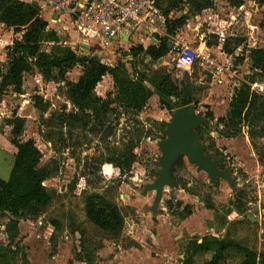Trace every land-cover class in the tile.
<instances>
[{"label":"rangeland","instance_id":"1","mask_svg":"<svg viewBox=\"0 0 264 264\" xmlns=\"http://www.w3.org/2000/svg\"><path fill=\"white\" fill-rule=\"evenodd\" d=\"M208 2L209 8L200 11L207 0H155L164 24L162 34L155 37L160 41L167 37L170 59L154 65L147 60L142 69L129 54L137 44L111 46L107 52L115 57L98 58L131 76L135 68L143 70L145 83L153 91L170 77L192 99L189 105L196 113L211 122L212 127L196 131L206 154L234 180L235 188L219 178L210 183L205 172L181 155L170 172L179 185L164 188L153 212L155 193L146 187L158 179L162 156L158 143L167 138L165 124L183 107L175 108L178 100L166 99L163 105L153 95L137 117L113 105L107 118L92 120L87 128L77 126L69 133L55 125V119L49 126L42 124L36 104H43L36 97L50 104L44 119L58 118L65 109L77 111L58 85L45 83L34 71L24 77L20 95L12 89L0 94V177L4 181L10 177L17 153L11 124L18 118L22 127L18 141H34L42 154L39 167L52 171V178L45 182L51 202L19 218L0 213V264H183L197 246L217 241L246 247L264 257V121L249 124L244 119L236 136H230L225 123L219 122L228 120L237 90L250 87L264 99V91L252 90L254 84L264 89V74L255 69L251 55L252 50L264 48V5L258 0ZM167 21L172 23L171 31ZM19 38L0 24V72L8 67L6 48ZM60 40L71 41L67 34ZM179 43L190 45L202 57L210 55L221 71L211 73L202 59L186 71L177 70L174 47ZM76 48L81 56L80 47ZM81 74L78 66L67 79L76 82ZM111 93H115L114 82L107 76L97 86L96 95L105 100ZM132 144L135 160L130 169L121 171L110 158L127 154ZM90 197L116 209L123 221L120 230L106 231L88 220ZM212 255L196 257L195 264H205ZM224 258L223 264L244 260L232 251Z\"/></svg>","mask_w":264,"mask_h":264},{"label":"trees","instance_id":"2","mask_svg":"<svg viewBox=\"0 0 264 264\" xmlns=\"http://www.w3.org/2000/svg\"><path fill=\"white\" fill-rule=\"evenodd\" d=\"M258 2L264 5V0ZM210 4L207 0V3L201 4L198 10L209 8ZM0 24L12 30L15 35H20L19 39L14 40L13 44L6 48L8 67L6 72H0V94L12 89L15 94L20 95L24 77L37 71L45 83L58 85L65 99L77 111L66 112L65 109L58 118L53 115L50 119H44L50 104L36 97V102L42 103L45 108L36 104L45 127L55 119V125L65 127L69 133H73L77 126L85 129L92 120L100 122L104 117L107 118L113 105L124 107L127 112L131 111L134 117H137L153 95H157L163 105L166 99H169V102L172 98L177 99L175 108L192 103V99L184 95L170 77H165L153 91L146 85L147 76L139 68H135L134 75L131 76L119 67L112 68L97 56L84 54L80 56L61 43L55 31L48 29V23L41 18L40 9L36 4H26L19 0H0ZM171 24L169 21L166 23L169 30ZM177 24L180 25L181 22ZM158 42V45L147 48L137 45L129 54L142 69L147 60L154 65L170 57L167 37ZM46 46H51L49 51L45 50ZM251 55L255 69L264 74V48L252 50ZM78 66L82 68L81 76L76 82L69 81L68 74ZM107 76L113 79L115 93L108 94L104 100L96 95V89ZM229 107L228 120L221 119L219 122L225 123L230 136L239 134L244 119L249 120V124L264 121V99L252 93L250 87L237 90ZM16 120L11 126L12 134L16 137L13 145L17 153L9 179L4 181L0 178V213L19 218L50 204L51 196L45 182L52 178V171L46 167H39L42 154L34 141L25 143L18 141L21 134L19 130L22 127L17 123L19 119ZM100 126H103V123ZM128 147L127 154L110 158V163L121 171L130 169L135 160L133 154L135 147L133 144ZM86 215L88 220L106 231L116 232L123 225L116 209L96 197L88 199ZM54 226L58 228L57 224ZM229 251L241 255L244 258L242 264H264V257H258L246 247L222 241L197 246L183 264H195L196 257L208 253L213 255L205 264H223L224 256Z\"/></svg>","mask_w":264,"mask_h":264},{"label":"built area","instance_id":"3","mask_svg":"<svg viewBox=\"0 0 264 264\" xmlns=\"http://www.w3.org/2000/svg\"><path fill=\"white\" fill-rule=\"evenodd\" d=\"M41 8L50 12L53 23L68 19L83 40L95 38L107 44L138 38L137 45H158L155 36L162 34L164 25L155 0H44ZM64 45L77 53L70 43ZM174 51V64L179 71L190 69L200 59L211 73L221 71L210 55L202 57L186 43L175 45ZM252 90L264 91L258 84L252 85Z\"/></svg>","mask_w":264,"mask_h":264},{"label":"water","instance_id":"4","mask_svg":"<svg viewBox=\"0 0 264 264\" xmlns=\"http://www.w3.org/2000/svg\"><path fill=\"white\" fill-rule=\"evenodd\" d=\"M171 48L168 43V49ZM87 46H85V50ZM99 56V55H98ZM166 126V139L158 143L162 156L158 159L160 170L158 179L154 184L148 185L146 190L155 193V202L152 211L155 212L162 198L164 188L177 187L178 182L174 181L170 172L174 163L181 155L185 156L189 163L198 167L200 171L208 175L210 183H215L216 179H223L235 188L234 180L224 172L219 170L218 162L212 160L210 155L206 154V147L201 144V138L196 129L201 127H212L209 120L204 119L197 114L193 105H187L178 108L172 115Z\"/></svg>","mask_w":264,"mask_h":264},{"label":"crops","instance_id":"5","mask_svg":"<svg viewBox=\"0 0 264 264\" xmlns=\"http://www.w3.org/2000/svg\"><path fill=\"white\" fill-rule=\"evenodd\" d=\"M19 1L24 2L26 4H36L39 7V9L41 8V6L44 3V0H19ZM40 14H41V18L44 19L48 23V29H52L53 31H55L60 39L62 38V36L65 37L66 34L69 36L71 41H68V42L63 41L62 42V40H61V43H63V44L64 43H70L72 48H76L77 46H79L80 49L83 50L82 54L90 55L93 53V51H96L95 55L97 57H100V58L101 57H103V58L107 57V59H109L108 54H111L112 57H115V55H114L115 53L107 52V50H109L111 46H115V47L120 46V45L129 46L132 44H138V41H139L138 38H132L130 40H128L127 38H123L122 42L121 41H119V42L115 41L113 43L107 44V43L100 41L99 39H95V38L83 40V38L75 30V28L69 22L68 19L64 18L61 20V22L53 23L52 17H51V14L49 11L43 10L41 8ZM74 36L77 37L76 40H74L75 39ZM85 46H87L86 50H85ZM142 46L145 47V45H142ZM149 46H151V45H149ZM152 46H154V45H152ZM145 48H147V47H145ZM76 49L78 50V48H76ZM205 49H206V51L208 50L207 48H205ZM170 58H171V56L169 58H166V59H170ZM150 73L151 72H149V75H148L149 79H150ZM103 94H105V93H103Z\"/></svg>","mask_w":264,"mask_h":264}]
</instances>
